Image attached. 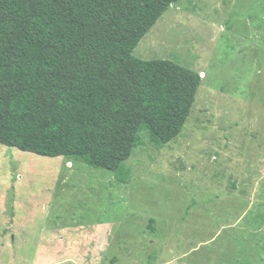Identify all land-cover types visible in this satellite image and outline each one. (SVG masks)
Returning a JSON list of instances; mask_svg holds the SVG:
<instances>
[{
  "label": "rangeland",
  "instance_id": "374dc122",
  "mask_svg": "<svg viewBox=\"0 0 264 264\" xmlns=\"http://www.w3.org/2000/svg\"><path fill=\"white\" fill-rule=\"evenodd\" d=\"M132 55L199 73L181 133L116 172L0 144V264H264V0H179Z\"/></svg>",
  "mask_w": 264,
  "mask_h": 264
},
{
  "label": "trees",
  "instance_id": "16d2710c",
  "mask_svg": "<svg viewBox=\"0 0 264 264\" xmlns=\"http://www.w3.org/2000/svg\"><path fill=\"white\" fill-rule=\"evenodd\" d=\"M177 1L0 0V144L116 172L143 123L177 137L199 73L132 55Z\"/></svg>",
  "mask_w": 264,
  "mask_h": 264
}]
</instances>
